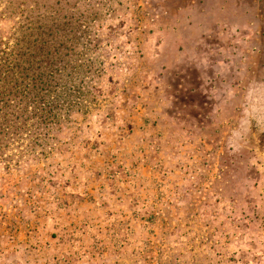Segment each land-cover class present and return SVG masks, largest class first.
<instances>
[{
	"label": "rangeland",
	"instance_id": "rangeland-1",
	"mask_svg": "<svg viewBox=\"0 0 264 264\" xmlns=\"http://www.w3.org/2000/svg\"><path fill=\"white\" fill-rule=\"evenodd\" d=\"M32 14L105 73L0 145V264H264V0H0L3 44Z\"/></svg>",
	"mask_w": 264,
	"mask_h": 264
},
{
	"label": "trees",
	"instance_id": "trees-1",
	"mask_svg": "<svg viewBox=\"0 0 264 264\" xmlns=\"http://www.w3.org/2000/svg\"><path fill=\"white\" fill-rule=\"evenodd\" d=\"M13 38L12 47L0 40V145L45 146L90 111L104 63L86 57L92 43L68 33L58 15L32 14Z\"/></svg>",
	"mask_w": 264,
	"mask_h": 264
}]
</instances>
